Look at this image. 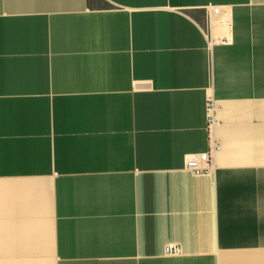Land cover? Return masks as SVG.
<instances>
[{
	"label": "crops",
	"instance_id": "obj_1",
	"mask_svg": "<svg viewBox=\"0 0 264 264\" xmlns=\"http://www.w3.org/2000/svg\"><path fill=\"white\" fill-rule=\"evenodd\" d=\"M0 256L264 264V0H0Z\"/></svg>",
	"mask_w": 264,
	"mask_h": 264
},
{
	"label": "built area",
	"instance_id": "obj_2",
	"mask_svg": "<svg viewBox=\"0 0 264 264\" xmlns=\"http://www.w3.org/2000/svg\"><path fill=\"white\" fill-rule=\"evenodd\" d=\"M219 9H216V12H218ZM211 153L210 152H203L199 154H190L187 157L186 160V167L194 172L195 174L199 173H205V172H210L212 170L211 167ZM166 252L173 253V254H178L181 252V248L175 246V245H169L166 247Z\"/></svg>",
	"mask_w": 264,
	"mask_h": 264
},
{
	"label": "rangeland",
	"instance_id": "obj_3",
	"mask_svg": "<svg viewBox=\"0 0 264 264\" xmlns=\"http://www.w3.org/2000/svg\"><path fill=\"white\" fill-rule=\"evenodd\" d=\"M42 220L41 218L38 219V221ZM43 227L41 226L40 228H36L35 230H42ZM15 238H18V237H14V236H11V237H8V238H5L4 241L5 242H8V241H12L13 239L15 240ZM9 247V246H8ZM8 247H4L5 249H8ZM15 247H22V246H19V245H15ZM11 248V247H10ZM47 252V251H46ZM21 257V258H20ZM10 258V257H9ZM8 257L5 258L6 260L9 259ZM23 256L20 254L18 259H22ZM48 258L49 260L48 261H53V251L51 249V243H50V250H49V253H45V251H39L37 253H34L33 252V259L31 261H28V262H41V261H44V259ZM4 257L0 256V261L3 260ZM9 264V263H7Z\"/></svg>",
	"mask_w": 264,
	"mask_h": 264
},
{
	"label": "bare ground",
	"instance_id": "obj_4",
	"mask_svg": "<svg viewBox=\"0 0 264 264\" xmlns=\"http://www.w3.org/2000/svg\"><path fill=\"white\" fill-rule=\"evenodd\" d=\"M218 13V12H217ZM228 15V14H227Z\"/></svg>",
	"mask_w": 264,
	"mask_h": 264
}]
</instances>
